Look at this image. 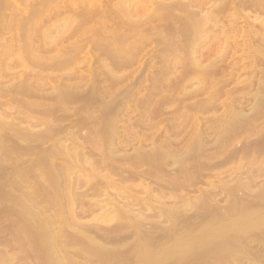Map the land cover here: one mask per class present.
<instances>
[{
  "label": "rangeland",
  "instance_id": "rangeland-1",
  "mask_svg": "<svg viewBox=\"0 0 264 264\" xmlns=\"http://www.w3.org/2000/svg\"><path fill=\"white\" fill-rule=\"evenodd\" d=\"M255 1L0 0V264H264Z\"/></svg>",
  "mask_w": 264,
  "mask_h": 264
},
{
  "label": "bare ground",
  "instance_id": "bare-ground-1",
  "mask_svg": "<svg viewBox=\"0 0 264 264\" xmlns=\"http://www.w3.org/2000/svg\"><path fill=\"white\" fill-rule=\"evenodd\" d=\"M214 1V0H213ZM255 1V0H254ZM260 1V0H259ZM264 1V0H263ZM216 2V1H215ZM256 2V1H255ZM259 3V2H258ZM256 4V3H255ZM22 86V85H21ZM24 86H26V85H24ZM27 87V86H26ZM25 87V88H26ZM20 88V87H19ZM22 88H24V87H22ZM20 90V89H19ZM18 90V91H19ZM28 90V89H27ZM22 91V90H21ZM20 91V92H21ZM26 92V91H25ZM28 93V92H27ZM237 205V204H236ZM233 209H235L234 208V205H233V207H232ZM232 209V210H233ZM237 209V208H236ZM234 211V210H233ZM236 211V210H235ZM24 212V211H23ZM241 212V211H240ZM25 213V212H24ZM242 213V212H241ZM26 214V213H25ZM235 214V213H234ZM240 214V213H239ZM244 214V213H243ZM242 214V215H243ZM24 215V214H23ZM29 216V214H26V216ZM245 215H246V213H245ZM252 214H250L249 216H251ZM239 216H241V215H239ZM29 218H30V216H29ZM232 218H233V216H232ZM254 219H255V217H254ZM258 219H260L259 217H258ZM256 220V222L258 221V222H260V220ZM229 220H230V218H229ZM233 220H235V221H233V222H231V223H229V224H227V226H225V227H220V228H217V226L215 227V228H213V226H212V228H207V229H205L204 231L202 230L201 232L199 231V233L197 232L196 234H194V235H192V236H190V237H187V238H184L181 242H177L176 243V246L174 245L173 247H174V249H175V247L176 248H181L184 252H188V255H189V252L192 250V249H194V247L195 246H198V245H200L201 243H206V242H210V241H212L214 238H218V237H223V236H226L227 234H230V233H232L233 231L235 232V230L237 231L238 229L240 230V229H243V228H248V227H250L251 225V223H252V220L253 219H251V217H246V218H244V219H233ZM237 220V221H236ZM224 221V220H223ZM262 221V220H261ZM223 223V222H222ZM253 223H254V221H253ZM260 224H261V222H260ZM260 224H257V225H260ZM250 225V226H249ZM33 226L35 227V225L33 224ZM37 227V226H36ZM39 227V226H38ZM219 227V226H218ZM261 227V226H260ZM192 231V230H191ZM241 233V232H240ZM239 237V236H238ZM224 238V237H223ZM181 239V238H180ZM233 240H236L235 239V236H234V239ZM235 242V241H234ZM174 244V243H173ZM172 244V245H173ZM142 245H144V244H142ZM212 245V244H211ZM230 245V244H229ZM145 246V245H144ZM223 246V245H222ZM139 247V246H138ZM221 247V246H220ZM218 248V250L219 249H221L222 251H221V255L219 254V256H223L224 255V257L225 258H228V257H230L231 255H233L234 253H232L231 251H229V255L228 254H223L222 255V252H225L226 253V249H227V247H226V249L225 248H223V249H225L224 251H223V249L222 248ZM212 248H214L213 246H212ZM216 248V249H217ZM142 249V248H141ZM205 249V248H204ZM150 250V249H149ZM180 250V249H179ZM211 250V249H210ZM193 251V250H192ZM198 251V250H197ZM216 251V250H215ZM215 251H214V253H215ZM232 251H234V250H232ZM237 251V250H236ZM141 252V251H140ZM154 252V251H153ZM200 252V251H199ZM210 252V251H209ZM208 252V254L207 255H211V253H209ZM150 253V252H149ZM205 253V252H204ZM203 253V254H204ZM212 253H213V251H212ZM216 253H217V251H216ZM231 253V254H230ZM175 254H178V253H175ZM181 254V253H180ZM184 254V253H183ZM191 254H192V252H191ZM199 254V253H198ZM200 254H201V252H200ZM158 255H160V254H158ZM158 255H157V257H158ZM210 255H209V257H210ZM215 255V254H214ZM225 255H227V257L225 256ZM238 255V254H237ZM166 256V255H165ZM200 256V255H199ZM143 257V256H142ZM182 257V256H181ZM193 257V256H192ZM205 257V256H204ZM206 257H208V256H206ZM214 257V256H213ZM220 257V258H221ZM224 257H222L224 260H225V258ZM177 258V257H176ZM215 258V257H214ZM213 258V259H214ZM216 258H217V256H216ZM221 258V259H222ZM145 259V258H144ZM155 259V258H154ZM167 259V258H166ZM180 259V258H179ZM178 259V260H179ZM194 259V258H193ZM202 259H203V257H202ZM210 259H212V258H210ZM209 259V260H210ZM220 259V260H221ZM229 259V258H228ZM152 260V259H151ZM150 260V261H151ZM182 260V259H181ZM184 260V259H183ZM208 260V259H207ZM141 261V260H140ZM156 261H158V260H156ZM185 261V260H184ZM214 261V260H213ZM226 261V260H225ZM228 261H230V259L228 260ZM160 262V261H159ZM216 262V261H215ZM149 263V262H148ZM153 263V262H152ZM155 263V262H154ZM164 263V262H163ZM203 263H204V261H203ZM218 263V262H217ZM227 263V262H226ZM150 264V263H149ZM205 264V263H204ZM209 264V263H208ZM220 264V263H219ZM223 264V263H222Z\"/></svg>",
  "mask_w": 264,
  "mask_h": 264
}]
</instances>
